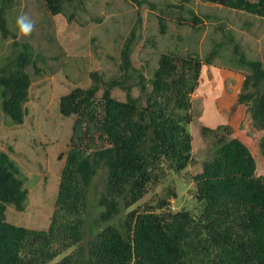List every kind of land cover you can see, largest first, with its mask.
Masks as SVG:
<instances>
[{
  "label": "trees",
  "instance_id": "trees-1",
  "mask_svg": "<svg viewBox=\"0 0 264 264\" xmlns=\"http://www.w3.org/2000/svg\"><path fill=\"white\" fill-rule=\"evenodd\" d=\"M86 1L46 0V4L53 16H59L65 14L67 3L78 2L77 9H85ZM126 1L138 9L145 4L158 9L147 0ZM192 1L180 0L170 7L185 10ZM198 1L264 19V0ZM11 5L12 0H2L0 7L1 33L14 40V54L0 68V87L4 112L22 123L32 88L27 68L34 63L36 51L9 29L6 13ZM190 13L194 27L211 18ZM158 19L165 35L167 20L162 14ZM142 24L139 13L122 51L120 78L105 81L92 72L90 88L76 87L61 99V114L76 119L47 230L7 220L9 205L25 210L28 190L25 176L0 150V264H264V177H257L264 160L261 62L251 63L253 73L244 77L237 109L240 123L252 124L255 147L238 138H220L222 128H201L203 138H212L221 147L204 164L203 172L192 178L200 212L133 211L121 228L109 224L160 185L170 171L181 173L193 163L194 137L188 130L195 119L193 95L204 67L218 55L214 50L203 61L195 54H162L158 69L148 79L132 61ZM227 44L239 57L241 47L235 39L231 37ZM116 88L125 91V102L113 97ZM135 89L140 97L133 95ZM224 132L233 135L230 127ZM101 168L108 170L99 199L104 208L101 221L109 226L92 240L87 257L81 244L89 216V189Z\"/></svg>",
  "mask_w": 264,
  "mask_h": 264
},
{
  "label": "rangeland",
  "instance_id": "rangeland-1",
  "mask_svg": "<svg viewBox=\"0 0 264 264\" xmlns=\"http://www.w3.org/2000/svg\"><path fill=\"white\" fill-rule=\"evenodd\" d=\"M147 1L158 5V9L148 4L138 9L126 0H87L85 9H77L78 2L67 3L65 14L59 16L49 12L46 0H12L7 8L9 29L36 51L34 63L27 68L32 88L24 104L22 123L4 112L0 87V150L10 155L25 176L28 190L25 210L8 206L10 223L34 230L50 227L76 119L61 114V99L76 87L90 88L92 72H98L105 81L122 76V51L139 13L143 24L132 61L148 79L158 69L162 54H195L203 61L214 50L218 55L204 67L193 95L195 119L188 128L194 137L193 163L181 173L170 171L160 185L152 187L138 204L109 224L121 228L133 211L200 212L192 178L203 172L204 164L221 147L216 140L203 138L202 127L222 128L220 138H238L251 149L255 147L257 136L252 124L240 123L237 109L244 77L253 73L251 63L261 62L264 68V19L198 0L185 10L170 7L180 4V0ZM190 11L211 18L194 27ZM160 14L167 20L165 35L160 33ZM21 15L34 23L27 37L20 35L16 26V18ZM231 37L241 47L239 57L227 44ZM13 54L14 40L4 38L0 30V68ZM241 57L245 58L244 64L240 63ZM133 95L141 96L138 89ZM113 97L126 101L125 91L118 88L113 90ZM227 127L233 130L229 137L224 132ZM257 177H264V160ZM107 178L108 170L101 168L89 189V216L81 244L87 257L92 240L109 226L101 221L104 208L99 204Z\"/></svg>",
  "mask_w": 264,
  "mask_h": 264
},
{
  "label": "clouds",
  "instance_id": "clouds-1",
  "mask_svg": "<svg viewBox=\"0 0 264 264\" xmlns=\"http://www.w3.org/2000/svg\"><path fill=\"white\" fill-rule=\"evenodd\" d=\"M16 26L19 34L25 37L29 36L34 29V23L23 15L16 18Z\"/></svg>",
  "mask_w": 264,
  "mask_h": 264
},
{
  "label": "crops",
  "instance_id": "crops-1",
  "mask_svg": "<svg viewBox=\"0 0 264 264\" xmlns=\"http://www.w3.org/2000/svg\"><path fill=\"white\" fill-rule=\"evenodd\" d=\"M200 14V13H199ZM202 14V13H201Z\"/></svg>",
  "mask_w": 264,
  "mask_h": 264
}]
</instances>
